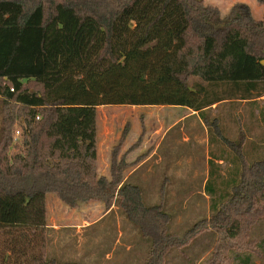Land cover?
Segmentation results:
<instances>
[{
	"label": "trees",
	"instance_id": "1",
	"mask_svg": "<svg viewBox=\"0 0 264 264\" xmlns=\"http://www.w3.org/2000/svg\"><path fill=\"white\" fill-rule=\"evenodd\" d=\"M208 86L229 87L255 106L264 95V16L248 4L223 15L206 0H0V230L19 238L15 248L29 231L40 240L31 258L12 261L0 249V264H83L46 251L49 193L70 207L117 205L151 242L145 264H165L170 249L195 242L205 228L216 233L208 263L254 264L244 251L264 254V237L248 240L264 218V151L246 147L245 133L240 141L223 137L238 157L223 149L210 155L205 192L213 214L183 235L168 232L172 216L162 204H147L142 187L124 180L128 162L119 152L129 123L111 151L109 176L99 174V106L202 110L226 100ZM16 106L23 145L9 156ZM226 158L232 173L221 181Z\"/></svg>",
	"mask_w": 264,
	"mask_h": 264
},
{
	"label": "rangeland",
	"instance_id": "2",
	"mask_svg": "<svg viewBox=\"0 0 264 264\" xmlns=\"http://www.w3.org/2000/svg\"><path fill=\"white\" fill-rule=\"evenodd\" d=\"M208 87L226 97V100L241 97L238 91L229 93V87ZM237 101L220 104L216 108V116H206L204 122L209 126L210 137L219 142L216 145L210 142V155L221 154L223 149L226 157H238L236 150L223 140V137L229 136L225 132V123L232 121L239 122L247 137H251L245 139L246 147L252 151H264V95L257 98L256 106L247 100ZM230 103H237L236 108H231ZM234 109L237 111L233 112ZM98 110L100 175L109 176L111 151L119 143L124 127L129 123V133L119 152V157L125 155L128 162L124 180L142 187L147 204H162L163 210L171 214L168 232L183 235L195 225L211 218V197L205 192V181L210 168L206 158L207 149L200 140L203 134L198 131L195 139L192 135L191 140L183 139L184 134L191 132L188 125L193 121V118L182 119L186 113L183 108L102 105ZM10 111L15 122L12 127L13 144L8 155L13 156L22 150L24 116L18 106L11 107ZM230 111L233 115L228 114ZM5 115L0 96V136ZM179 117L180 122L165 135L171 121ZM216 118L220 122L214 123ZM17 131H21L20 134ZM239 132L240 130L235 141L241 140ZM145 159L148 160L143 163ZM229 162L230 158H226L224 166L230 167ZM224 171L227 172L225 169ZM47 224L46 251L49 256L57 259L83 264H145L149 258V238L120 212L117 205H113L110 212L101 201H87L70 207L56 194L49 193ZM263 237L264 218L251 228L248 240L257 239L259 242ZM17 239V236L0 230V249L9 260L14 261L16 255L19 258H31L39 251V233L35 230L29 231L25 242L15 248L13 246ZM215 239V231L205 228L195 242L186 247L170 249L165 264H210L208 261L212 260ZM236 249L238 248L230 252L238 251ZM248 249L250 250L244 252L251 254L252 263L264 264L263 253Z\"/></svg>",
	"mask_w": 264,
	"mask_h": 264
},
{
	"label": "crops",
	"instance_id": "3",
	"mask_svg": "<svg viewBox=\"0 0 264 264\" xmlns=\"http://www.w3.org/2000/svg\"><path fill=\"white\" fill-rule=\"evenodd\" d=\"M206 2L208 4H212V5L218 6L221 9V12H222L223 15H227L231 11L232 7L235 4H237V3H245V4H248L251 7L254 16L257 19H262L263 16H264V6L258 0H206ZM235 100H238L239 102H243L242 100H244V99L223 100L221 102L214 103V104H212L209 107L203 108L202 110H194V109L189 108V107H181V106H161V108H163V109H165V108L182 109L183 108L186 111V113L182 116V119L185 120L187 118H193L192 119L193 121L192 122L190 121V124L188 125L189 129L191 130V132L184 134L185 137H183V139L184 140H191V135L194 138L196 136V134H198V132L200 134L202 133L203 137L202 138L200 137L201 138L200 140H202L204 142V147L207 149L206 158L209 161V159H210V154H209L210 129H209V127L207 126V124L203 120V114L205 116H207V115L209 116V114L212 115V116H216L217 115V112H216L217 106H219L220 104L233 102ZM230 104H231V108L232 107L236 108L237 103H230ZM240 104H242V103H240ZM234 111L236 112L237 110L234 109L233 112ZM228 114H232V112L230 111ZM234 115H236V114L234 113ZM179 122H180V117L175 119V120H172L171 123L168 125L167 130L165 131V135H167L169 133V131L174 126H176V124H178ZM225 126H226L225 132L229 133V136H225L226 138H230V139H233V140L236 139L237 138V134H238L237 133L238 130H240V132H239L240 137H242L243 134H244V131H243V129H241V126H240L239 122L232 121V122H229V123H225ZM238 127H239V129H237ZM99 131H100V126H99V110H98V136H100ZM247 138H251V137H247V135L245 134V139H247ZM225 147L226 146H224V148ZM225 150H227V149L225 148ZM110 160H111V158H110ZM146 160H148V159H145L142 162L144 163V162H146ZM219 163L222 164V167H220V173L222 175L224 174L223 175L224 177H220L219 178L222 181L224 178H229L230 177V174L232 173V169L230 167H225L224 166L225 163L222 160H219ZM224 169L227 172H225ZM98 170H99V158H98ZM208 175H209V172H208ZM208 175H207V178H206V181H205V185H206V182L208 180Z\"/></svg>",
	"mask_w": 264,
	"mask_h": 264
},
{
	"label": "built area",
	"instance_id": "4",
	"mask_svg": "<svg viewBox=\"0 0 264 264\" xmlns=\"http://www.w3.org/2000/svg\"><path fill=\"white\" fill-rule=\"evenodd\" d=\"M12 90H14V89H12ZM20 132H21V131H17L18 134H20Z\"/></svg>",
	"mask_w": 264,
	"mask_h": 264
}]
</instances>
